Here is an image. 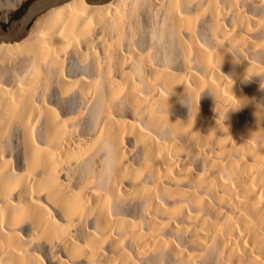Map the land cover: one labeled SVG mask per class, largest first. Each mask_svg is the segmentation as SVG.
I'll use <instances>...</instances> for the list:
<instances>
[{"label":"bare ground","instance_id":"1","mask_svg":"<svg viewBox=\"0 0 264 264\" xmlns=\"http://www.w3.org/2000/svg\"><path fill=\"white\" fill-rule=\"evenodd\" d=\"M0 264H264V0H66L0 40Z\"/></svg>","mask_w":264,"mask_h":264},{"label":"water","instance_id":"2","mask_svg":"<svg viewBox=\"0 0 264 264\" xmlns=\"http://www.w3.org/2000/svg\"><path fill=\"white\" fill-rule=\"evenodd\" d=\"M66 0H30L22 13L15 18L10 19L5 28L0 23V40L19 39L29 24L45 9ZM92 2H103L107 0H89Z\"/></svg>","mask_w":264,"mask_h":264},{"label":"rangeland","instance_id":"3","mask_svg":"<svg viewBox=\"0 0 264 264\" xmlns=\"http://www.w3.org/2000/svg\"><path fill=\"white\" fill-rule=\"evenodd\" d=\"M29 1L21 0L19 6L9 4V6L0 7V23L6 28L10 19L18 17Z\"/></svg>","mask_w":264,"mask_h":264}]
</instances>
